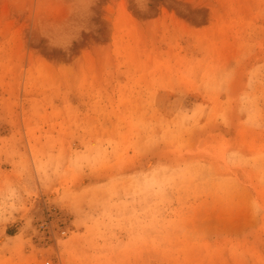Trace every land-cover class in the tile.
I'll return each instance as SVG.
<instances>
[{"label":"rangeland","instance_id":"obj_1","mask_svg":"<svg viewBox=\"0 0 264 264\" xmlns=\"http://www.w3.org/2000/svg\"><path fill=\"white\" fill-rule=\"evenodd\" d=\"M0 264H264V0H0Z\"/></svg>","mask_w":264,"mask_h":264}]
</instances>
